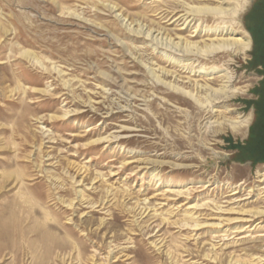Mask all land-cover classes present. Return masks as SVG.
<instances>
[{
    "label": "rangeland",
    "instance_id": "374dc122",
    "mask_svg": "<svg viewBox=\"0 0 264 264\" xmlns=\"http://www.w3.org/2000/svg\"><path fill=\"white\" fill-rule=\"evenodd\" d=\"M181 2L0 0V264H264V0L242 9L251 49L218 55L249 123L216 137L147 72L186 63L133 31L192 35L165 17ZM121 127L140 132L102 141Z\"/></svg>",
    "mask_w": 264,
    "mask_h": 264
},
{
    "label": "bare ground",
    "instance_id": "6f19581e",
    "mask_svg": "<svg viewBox=\"0 0 264 264\" xmlns=\"http://www.w3.org/2000/svg\"><path fill=\"white\" fill-rule=\"evenodd\" d=\"M190 3L181 2L179 4V12H166L165 15L167 22L172 21V24L177 28L174 31L181 32L180 34H182L192 29V35H187V38L176 34L172 38L169 33L165 34V32H162L165 35L163 37V34L157 31L158 35H154L151 30H143L142 24L138 25L140 27L139 32L133 30L137 34H142L151 42H155L156 45L162 47V55L166 60L165 63H168V66L176 68L181 63H186V66L178 74L176 72L170 74L168 71L161 72L162 76L171 78L172 81L165 82L151 68H147V72L152 76L151 78L155 84L169 92V96L167 95L169 98L175 99L179 103L191 102L202 110L201 112H205L206 117L204 121L206 127L208 129L215 127V130H212V137L219 135L222 130H229L231 133L240 134L247 127L250 119L248 116L238 115L236 108L226 106L235 96V90L233 89L235 78L234 73L230 71V62L232 60L223 62L221 67H218L217 64L219 63L218 55L220 54H231L233 57L244 56L251 49V39L242 30L240 25L242 9L248 3V0H244L239 5L238 8L240 10H237L236 7H226L228 0H190ZM191 25H195V27L190 28ZM19 55L28 61L37 62L35 57L26 51L21 52ZM55 71L58 74L61 73L56 69ZM182 73L186 77H182ZM191 77H205V79L202 84L194 82V87L192 86L193 91H190L183 87H189ZM183 80L187 81L184 82ZM216 82L218 84L217 87H213L212 84ZM198 94L201 95L199 96ZM143 102L145 103V101ZM218 105H224V113L226 112V114L231 116H228V118L222 114L223 116L220 115L217 119L214 118L213 120L212 116H215V113L218 112L217 108L220 107ZM127 108L129 107H119L120 111L123 112H126ZM232 115L235 116H233V119H230ZM218 127L220 128L219 130L216 129ZM126 132L133 134L140 131L134 128L121 127L119 134H122V136L108 135L102 141L107 139L116 142L124 139L127 140L132 136L125 135ZM259 177L261 178L259 183H264V172L260 173ZM261 189H264V186ZM262 196L264 197L263 192ZM253 214L264 215V208L255 211ZM50 248L47 251H50ZM74 249H76V246H74Z\"/></svg>",
    "mask_w": 264,
    "mask_h": 264
}]
</instances>
